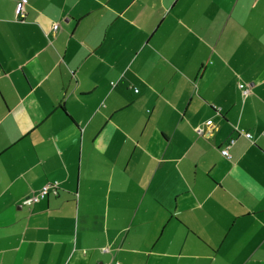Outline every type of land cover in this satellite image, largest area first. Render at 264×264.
I'll use <instances>...</instances> for the list:
<instances>
[{
  "label": "crops",
  "instance_id": "0c3cea01",
  "mask_svg": "<svg viewBox=\"0 0 264 264\" xmlns=\"http://www.w3.org/2000/svg\"><path fill=\"white\" fill-rule=\"evenodd\" d=\"M20 1L0 264H264V0Z\"/></svg>",
  "mask_w": 264,
  "mask_h": 264
},
{
  "label": "built area",
  "instance_id": "2783aa9c",
  "mask_svg": "<svg viewBox=\"0 0 264 264\" xmlns=\"http://www.w3.org/2000/svg\"><path fill=\"white\" fill-rule=\"evenodd\" d=\"M27 4H28V0H21L18 3L17 17H18L19 20H24L26 18V6H27ZM54 30L55 31L59 30V25L58 24L54 25ZM243 92H244V95H246V96L249 94V90L248 89H244ZM246 137L248 139H251L252 138V134L248 133V134H246ZM234 143H235V139H231L230 138V141H229L228 145L226 146V148L221 150L222 155L224 157H228V158L230 157V153L228 151H229V148ZM57 189H58V183H52V184L45 185L39 195L33 196V197H30V198L26 199L25 204L29 205V204H32L34 202H38L40 200H43V199L47 198V196L50 194L51 190H53V193L57 194L58 193Z\"/></svg>",
  "mask_w": 264,
  "mask_h": 264
}]
</instances>
